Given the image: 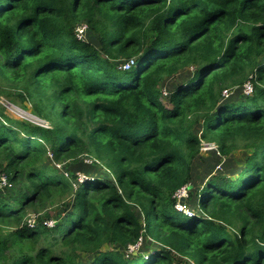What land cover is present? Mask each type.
<instances>
[{
  "label": "trees",
  "instance_id": "trees-1",
  "mask_svg": "<svg viewBox=\"0 0 264 264\" xmlns=\"http://www.w3.org/2000/svg\"><path fill=\"white\" fill-rule=\"evenodd\" d=\"M250 77L252 95L222 98ZM1 84L48 127L0 111V264H264V0H0ZM202 141L252 153L193 193ZM184 186L192 216L174 208Z\"/></svg>",
  "mask_w": 264,
  "mask_h": 264
},
{
  "label": "rangeland",
  "instance_id": "rangeland-1",
  "mask_svg": "<svg viewBox=\"0 0 264 264\" xmlns=\"http://www.w3.org/2000/svg\"><path fill=\"white\" fill-rule=\"evenodd\" d=\"M83 42H90L95 49H100V45L99 42L97 40V36L96 33L92 32L89 30V32H87L85 34L84 40H82ZM187 69V68H186ZM183 69L181 71H179L178 74H175L172 77H165L162 81V83L160 84V92L161 93H166L160 96V100L163 102V104L168 105V92L173 91L177 85H179L180 83L186 81L192 74V68H188L187 70ZM135 70V67H133L130 71L133 72ZM120 77H126L128 76V72H121V71H117ZM4 84L0 85L3 86ZM243 89H239L236 92H232L234 94H232L231 96H235L238 95L236 100H234L233 102L235 103L236 101H238V98H244V93L242 91ZM239 91V92H238ZM242 93V94H241ZM244 94V95H243ZM240 95V96H239ZM229 96V97H231ZM243 101V100H242ZM232 101H230L229 103H231ZM232 102V103H233ZM225 104V103H224ZM224 104H219V105H224ZM0 111L9 119L11 120H20V121H29L33 124L37 123L39 121V119L37 117L34 116V113L32 112L31 106L27 101H23L19 98V96L17 95V93H5L2 94L0 92ZM43 124L45 122H42ZM201 130H202V120L200 119L198 124L195 125L194 127V132L195 134H197L198 136H200L201 134ZM203 143V144H202ZM201 143V147H200V152L198 154V156L196 157V159L194 160L192 166H191V187H193V193L195 192V190H198L205 182L207 179H209L211 177L212 174H235L238 171V169L240 167H243L245 164V161L247 159V157L249 155H251L252 150H237L235 152H233L232 154H230L227 157H222L219 155V153L217 152V149L215 150L214 148H217L216 144L213 142H203ZM90 162V161H89ZM89 162H85L84 164L86 165H90L91 163ZM52 164V163H51ZM66 168H68L69 165V161H65L63 164H60ZM70 166V165H69ZM79 166V165H77ZM64 169V168H63ZM78 168H74L73 166L69 167V171L70 172H76ZM80 170H78V175H80L81 173L79 172ZM236 177V175L234 176V178ZM0 178H2V173L0 174ZM196 188V189H195ZM9 191L7 189V187H3L0 185V197H5L6 195H8ZM194 196H193V200L194 201ZM193 203V202H192ZM192 203H190V201H187V204L190 206L193 205ZM195 203V202H194ZM193 208V207H192ZM194 209V208H193ZM196 209V207H195ZM198 213V211H196ZM44 212L42 213H35L34 211H32L31 209L27 210V218H26V223H30L34 224V226L37 225V221L39 218H43L44 216ZM180 215V214H178ZM181 216V215H180ZM47 217H50L49 219H43L44 223H49V222H53V220H55L57 217H62L61 214V210L59 208H50L48 209L47 212ZM29 226V225H28ZM0 234L3 233V228H0ZM11 230H13V228H11ZM148 248L151 246L150 244L146 245ZM145 246V247H146ZM113 246H106L103 248V250H111ZM145 247L143 245L142 247V253L145 251ZM91 257L90 256H82L81 260L85 261V260H89Z\"/></svg>",
  "mask_w": 264,
  "mask_h": 264
},
{
  "label": "built area",
  "instance_id": "built-area-1",
  "mask_svg": "<svg viewBox=\"0 0 264 264\" xmlns=\"http://www.w3.org/2000/svg\"><path fill=\"white\" fill-rule=\"evenodd\" d=\"M87 31V26L85 24H80L75 28V37L78 40H84L85 34ZM135 61L133 59L127 61L125 64H123L122 69H129L132 65H134ZM251 77L242 85L241 89H243V94L245 97L250 96L254 92V83L250 81ZM234 89H225L222 93V98L227 99L229 96H231L234 92ZM166 95V93H164ZM40 126L48 127L47 123H42V121H38L35 123ZM203 144V143H202ZM215 150L217 148H214ZM57 169L60 168V165H56ZM66 176V174H64ZM78 176V181L81 182L83 180V175H77ZM0 185L3 187L10 188V184L8 183L6 176L2 175V178H0ZM189 186H184L181 189H179L175 194H174V199H175V205L174 208L177 212L182 213L186 216H192L193 215V208L190 207L187 204V199L189 195ZM48 228H52L54 226V221L45 223ZM27 227L29 228H34V224L26 223ZM29 225V226H28ZM142 245V237L138 238V241L134 245H129L127 249L124 251L125 258H130L131 256H134L135 253L139 251Z\"/></svg>",
  "mask_w": 264,
  "mask_h": 264
},
{
  "label": "water",
  "instance_id": "water-1",
  "mask_svg": "<svg viewBox=\"0 0 264 264\" xmlns=\"http://www.w3.org/2000/svg\"><path fill=\"white\" fill-rule=\"evenodd\" d=\"M137 253L134 254V256L136 255Z\"/></svg>",
  "mask_w": 264,
  "mask_h": 264
}]
</instances>
